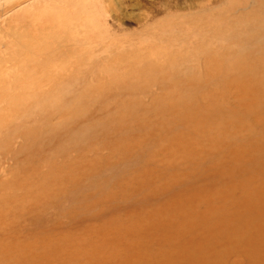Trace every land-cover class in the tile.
Masks as SVG:
<instances>
[{"label": "rangeland", "instance_id": "rangeland-1", "mask_svg": "<svg viewBox=\"0 0 264 264\" xmlns=\"http://www.w3.org/2000/svg\"><path fill=\"white\" fill-rule=\"evenodd\" d=\"M227 49L261 72L264 0H0V264L258 260L264 107L197 90Z\"/></svg>", "mask_w": 264, "mask_h": 264}, {"label": "bare ground", "instance_id": "bare-ground-1", "mask_svg": "<svg viewBox=\"0 0 264 264\" xmlns=\"http://www.w3.org/2000/svg\"><path fill=\"white\" fill-rule=\"evenodd\" d=\"M228 20V19H227ZM233 26V25H232ZM205 28V27H204ZM231 28V27H230ZM214 31V30H213ZM203 33V32H202ZM217 36V35H216ZM223 39V38H222ZM246 39V38H245ZM249 39V38H248ZM251 39V38H250ZM256 40V39H255ZM257 41V40H256ZM235 45V44H234ZM236 45H238V42H237V44ZM200 46V45H199ZM198 46V47H199ZM202 46H204V45H202ZM243 47H244V45H243ZM19 48V47H18ZM241 48V47H240ZM20 49V48H19ZM199 49H200V47H199ZM206 49V48H205ZM229 49V48H228ZM228 49H227V51H225L224 50V54H222V55H219V54H217V55H214V56H212V58L211 59H209V60H205L204 61V64H207L208 66H206L205 67V74L203 75L205 78H206V83L204 82L203 83V85H202V83L200 82V83H198V86H197V90L198 89H200V90H203V89H206V87H209V83H214L215 81H217V80H227V79H229V81L231 80V84H233V87H232V91L234 90V92H237L238 94H239V96H240V99H242L243 97H242V95L239 93V91L238 90H240L244 95H246V96H249V100H252L253 101V103H252V107H251V109L252 110H255L259 105H261V106H263L264 107V62H263V64H262V66H254L253 67V70H257V69H259V70H261V72L259 73V72H257V73H255V74H253L252 73V70H251V67H252V64H248V63H250V57H254V55H250L249 56V59L247 60V62L246 61H244V59H243V55H240L239 53H238V50L236 49L235 51H237V53H235V51H234V54L232 53V51L233 50H229L228 51ZM235 49V48H234ZM260 49V48H259ZM23 50H24V47H23ZM246 50V49H245ZM263 50V49H262ZM262 50H259V51H262ZM200 51V50H199ZM254 51V50H253ZM258 51V50H257ZM205 53H206V50H205ZM256 53V52H255ZM263 53V52H262ZM23 54V53H22ZM135 54V53H134ZM139 54V53H138ZM197 54H198V52H197ZM259 54V53H258ZM26 56H25V58L26 57H28V56H30V55H27V54H25ZM234 55H235V57L236 56H238V60H236V61H231V62H229L228 60L230 59V60H232L233 58H235L234 57ZM264 55V54H263ZM135 56V55H134ZM259 56V55H258ZM24 58V57H23ZM24 58V59H25ZM132 58V57H131ZM208 58V55H207V57H206V59ZM30 59H31V56H30ZM29 59V60H30ZM260 59H263V56H261V58H259V60ZM28 60V59H27ZM32 60V59H31ZM118 60V59H117ZM26 61V60H25ZM249 61V62H248ZM256 61H258V60H256ZM263 61H264V59H263ZM139 63V62H138ZM251 63H253V62H251ZM257 64H260V63H257ZM35 65H36V63H35ZM251 65V66H250ZM130 67V66H129ZM171 67H169V69H170ZM117 69V68H116ZM139 70V69H138ZM171 70V69H170ZM170 73L173 75L174 73L173 72H171L170 71ZM64 74V73H63ZM175 75V74H174ZM111 76V75H110ZM135 76V75H134ZM162 76V75H161ZM232 76V77H231ZM190 77V76H189ZM203 77V78H204ZM103 78V77H102ZM132 78V77H131ZM166 78V77H165ZM170 78V77H169ZM239 78H242V79H240L239 80ZM172 79H174V77L172 76ZM175 80V79H174ZM234 80H235V82H234ZM151 82V81H150ZM131 83V82H130ZM178 83V82H177ZM222 83V82H221ZM220 83V84H221ZM100 84H102V83H100ZM193 84V83H192ZM197 84V83H196ZM195 84V85H196ZM230 84V83H229ZM136 85V84H135ZM182 85H185V84H182ZM214 85H215V83H214ZM217 85V84H216ZM212 86H213V84H212ZM218 86V85H217ZM192 86L190 85V88H191ZM210 88V87H209ZM217 88V87H216ZM109 89V88H108ZM212 89H214V88H212ZM211 89V90H212ZM224 89V88H223ZM180 91V90H179ZM186 91H188V90H186ZM194 90H193V88H191V92H193ZM219 92V91H218ZM177 93V92H176ZM179 93V92H178ZM210 93H212V92H210ZM224 93V92H223ZM227 94V93H226ZM222 95V94H221ZM220 95V96H221ZM230 95H231V93H230ZM243 95V96H244ZM218 96H219V94H218ZM171 97V96H170ZM183 98V97H182ZM203 98V97H202ZM248 98V97H247ZM246 98V99H247ZM204 99V98H203ZM215 99V98H214ZM181 99H178V101H180ZM242 100H244V99H242ZM207 101V100H206ZM176 102H177V100H176ZM242 102V101H241ZM244 102V101H243ZM247 102V101H246ZM250 102V101H249ZM179 103V102H178ZM181 103H184V104H181L180 105V107H187V105H185V104H188V103H194V98L192 99L191 97H187V98H185L183 101H181ZM209 104V103H208ZM211 104V103H210ZM209 104V105H210ZM217 105V104H216ZM215 105V106H216ZM232 105V104H231ZM230 105V106H231ZM214 106V105H213ZM251 106V105H250ZM10 107V106H9ZM248 107H249V103L247 102V103H243L242 105H240L239 106V112H234L233 114L235 115L234 116V118L237 120V121H240V118L243 116V113H251V111L252 110H249L248 109ZM165 108V107H164ZM173 108V107H172ZM213 108V107H212ZM215 108V107H214ZM167 109V108H166ZM231 109V108H230ZM237 109V108H236ZM261 109H262V107H261ZM260 109V110H261ZM259 110V111H260ZM212 111V110H211ZM237 111H238V109H237ZM260 112H262V110L260 111ZM15 113V112H14ZM209 113V112H208ZM263 113V112H262ZM261 113V114H262ZM249 115V114H248ZM253 115V114H252ZM262 116V117H261ZM263 116H264V114H262V115H260V117L261 118H263ZM248 118V117H247ZM248 120V119H247ZM250 121V120H249ZM254 121V120H253ZM251 122V121H250ZM262 122V121H261ZM253 123V122H252ZM264 123V122H263ZM262 123V124H263ZM250 125V124H249ZM253 125H255V123H253ZM245 126H247V125H245ZM264 127V126H263ZM244 128V127H243ZM256 128H254V130H255ZM248 130V129H247ZM253 130V131H254ZM258 130V129H257ZM264 131V130H263ZM246 131H245V129H243L241 132H239V133H245ZM262 132V131H261ZM239 133H235V139L236 140H240L241 141V144H239V146H241V145H244V144H250V145H252V146H256L257 147V144L255 145V143L251 140V142H249V139L248 140H246L245 141V143H242V140L239 138H237L238 137V135H239ZM263 134V133H262ZM250 135V134H249ZM202 140V139H201ZM230 141V140H229ZM228 141V142H229ZM263 141V140H262ZM261 141V142H262ZM214 142V141H213ZM216 142V141H215ZM260 142V141H259ZM231 143V142H230ZM229 143V144H230ZM199 144V143H198ZM212 144V143H211ZM211 144H209L210 146H211ZM228 144V143H227ZM238 144V143H237ZM199 145H201V144H199ZM213 145V144H212ZM235 145V144H234ZM236 146V145H235ZM212 147V146H211ZM220 147V146H219ZM234 147V146H233ZM260 147V146H259ZM232 148V147H231ZM262 149L264 148V147H261ZM225 149V148H224ZM228 149V148H227ZM261 150V149H260ZM262 152L264 153V149L262 150ZM244 162H245V156H244V160H243ZM262 192L260 191V192H258V194H261ZM258 194L256 193L255 195H256V197H258ZM260 201V200H259ZM261 208V207H260ZM259 209V208H258ZM264 209V208H263ZM255 221V220H254ZM262 221H263V219H262ZM261 222V221H260ZM262 230V229H261ZM256 231L258 232V231H260V229H259V227L256 229ZM261 232V231H260ZM259 232V233H260ZM251 236V235H250ZM255 236V235H254ZM256 237V236H255ZM250 238V237H249ZM238 241V240H237ZM251 240H249L248 242H250ZM262 241V240H261ZM235 242H236V240H235ZM252 242V241H251ZM264 242V241H263ZM239 243V242H238ZM238 243L236 244V243H233L234 245H231L230 247H233V248H237V247H234L235 245H238ZM241 244V243H240ZM251 244V243H250ZM249 244V245H250ZM230 245V244H229ZM242 245V244H241ZM252 245H253V243H252ZM264 247V246H263ZM249 249V250H248ZM247 250L249 251H246L245 253H252V254H254L257 258H258V260H254V261H246L245 260V258L243 257L244 256V254H241V253H237V252H235V254L237 255V257H234V258H232V259H230V260H228V262H227V264H264V252H262V253H260V252H258L257 250H255V249H253V248H248ZM237 250L238 251H240L241 250V248H237ZM255 251H257V252H255ZM228 255V254H227Z\"/></svg>", "mask_w": 264, "mask_h": 264}]
</instances>
